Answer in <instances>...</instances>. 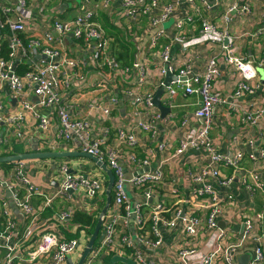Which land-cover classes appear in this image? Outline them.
Returning a JSON list of instances; mask_svg holds the SVG:
<instances>
[{
	"label": "built area",
	"instance_id": "1",
	"mask_svg": "<svg viewBox=\"0 0 264 264\" xmlns=\"http://www.w3.org/2000/svg\"><path fill=\"white\" fill-rule=\"evenodd\" d=\"M33 2L0 0V39L8 44L7 55L0 54V157L19 153L15 147L22 142L24 130L33 124L48 138L55 117L61 141H57L53 148L62 145L65 146L62 150H66L67 144H70L75 151L95 156L112 170L115 176L112 200L93 247L82 264H108L105 257L117 254L131 258L137 264H165L160 256L148 255L144 249L163 247L164 230L177 228L188 239L177 252L182 264H220L222 260L221 264H237L235 256L247 243L253 246L254 256L250 264H264V201L260 210L253 215L236 208L239 214H243V230L235 241H226V233L219 229L218 224L225 210L237 203V196L232 191L222 193L219 188H229L237 181L253 196L264 193V144L249 135L244 140L252 149L249 153L239 148L232 155H225L218 151L211 135L218 108L226 107L230 116L235 114L237 121L243 125L255 126L264 118V105L252 102L251 107L243 111L241 103L242 99L255 94L259 88V65L262 66L263 62L255 63L247 56L238 54V37L229 32L230 14L250 12V4L241 3L240 0H215L213 3L211 0H122L124 17L130 25L140 24L143 16L147 18L145 32L153 46L162 39L170 40L165 43L161 53L157 88L163 86L167 71L177 79L166 88V95L161 96L163 104L171 107L174 96L180 92L183 96L200 97L198 107L182 117L183 125L190 128L180 138L178 146L171 154L154 163L152 157L157 146L148 148L145 155L140 156L136 151L140 145L137 131L145 133L147 140L160 145L163 151L165 147L160 143L156 122L172 115L170 112L162 116L154 101L155 92L141 91L151 81L150 68L140 61L129 66L120 64L111 50V38L96 19L98 12L93 7L84 8L68 19L57 18L41 36L25 38L23 34L28 31L27 23L33 17ZM89 3L90 0H83L85 6ZM223 3V21L218 27L204 14L213 6ZM187 4L190 11L179 15V8ZM44 6L45 2L41 11ZM169 20H174L172 31L166 28ZM196 20L200 23L198 33L191 37L185 35L184 27ZM259 33H264V27ZM70 36L83 48L85 45L91 47L94 60L98 61V65L100 61L102 68L99 72L100 82L93 85L100 84L101 90L110 91L106 95V102L88 100L90 110L99 109L106 123L111 120L114 109L126 98L137 106L131 116V129L122 126L115 129V145L108 143L112 131L109 126L95 131L91 117L79 118L75 113L72 97L77 94L72 95L74 86L80 84L79 94V91L87 90L91 82L87 80V75L79 71V58L71 57L62 47ZM173 42H179L185 51L202 43L220 44L224 62L239 78L232 92L224 94L213 89V83L221 73L215 55L206 60L202 72L185 64L175 73L177 68L171 57ZM24 62H28L29 68L20 71ZM107 67L114 70L112 85H105L103 81L102 70ZM122 73L132 75V86L122 88L118 80ZM189 149L205 151L207 160L198 168L186 170L185 190L175 185V181H165V166ZM246 157L255 163L253 168L243 166ZM49 159L56 161L58 158ZM32 160L0 163V197L3 204L0 213V264H34L40 259H44V264H63L69 255L82 248L81 257L91 234L84 242L81 236L67 238L65 234L53 230V226L40 234H32L34 223L56 198L74 200L81 197L80 202L54 215L57 226H70V229L74 226L70 220L74 221L76 210L92 215L97 221L107 202L109 176L97 162L91 163L90 159H85L93 168L88 172L74 168L65 160L55 162L52 171L55 170L56 177L44 183L46 194L29 173L28 165ZM223 167L231 168V174H223ZM211 178L217 182L216 186ZM52 181L57 182L54 187L50 184ZM164 183L168 184L166 193H162L161 189ZM134 193L141 197L138 202L130 199V194ZM43 195L45 198L41 207L36 208L34 198ZM157 195L160 198L154 203ZM166 197L175 198L174 202H167ZM9 201L30 222L26 231L20 228L11 214ZM90 208L92 212H89ZM77 230V227L72 228V231ZM202 238L203 243L200 242ZM21 246L25 248L23 256L18 255Z\"/></svg>",
	"mask_w": 264,
	"mask_h": 264
},
{
	"label": "crops",
	"instance_id": "2",
	"mask_svg": "<svg viewBox=\"0 0 264 264\" xmlns=\"http://www.w3.org/2000/svg\"><path fill=\"white\" fill-rule=\"evenodd\" d=\"M11 1L13 2L14 0ZM31 1L33 2V0ZM214 1L215 0H211L212 3ZM44 2L45 6L43 11H41V7H43ZM240 2L249 3L251 11L245 13H231L229 32L231 35L238 37L236 39L238 54L247 56L255 63L261 64L263 62L262 66L259 65L261 74L259 88L255 94L246 97L241 101L244 111L251 107L252 102L256 105H264V33H259L261 27H264V0H240ZM224 4L225 3L213 6V8L206 13V15L204 14L205 17L211 20L218 27L222 25L223 20L221 11L223 10L222 8H224ZM87 7H93L97 10L98 15L96 19L102 23L107 35L111 38V50L115 53L117 58L121 54L120 59H118L121 65L129 66L135 61H140L150 68L151 81L149 84L141 88V91H153L157 93V90L159 89L157 88V84L160 78L159 67L161 53L165 43L170 40L162 39L157 45L153 46L149 42L145 32L146 26L148 25L147 18L143 16L140 24L135 25L131 23L130 25V22L124 17L122 0H90V3L87 6L83 4V0H49L48 2L46 0H35L32 3L33 17L30 21H28V31H26L23 35L41 36L51 28L55 19L71 18ZM187 10L190 11L188 4L184 5L183 8L180 7L179 15L185 14V11ZM176 16H178V14ZM172 21L173 22L170 25H166V28L169 31H172L174 28V20ZM199 29L200 23L196 20L194 23L187 24L183 30L185 35L191 37L197 34ZM254 32H257L258 35H252ZM62 47H64V50L71 57L79 58V71L87 75V80L91 82L88 89L79 91V94L78 90L80 89V84L76 83L78 85L74 86L76 92L74 91L72 95H77L73 96L72 100L76 106L75 113L78 115L77 117H91L95 131L97 129L101 130V127L109 126L112 131L110 133L108 143L115 145V129L118 126L126 127L128 130L131 129V116L137 106L126 98L124 101L119 103L116 109H114L111 120L105 123L99 109L90 110L87 104L88 100H92L93 102H100L102 100L106 102V95L110 93L107 89L101 90L102 86H100V84L97 86L93 85L97 84V82H100L101 80V75L99 73L102 69L100 61L98 65V61L93 58L90 46L85 45V48H83L71 36L65 39ZM212 55L218 57L221 71L220 76L213 83V89L217 92L229 94L235 88L239 78L237 75H233L227 64L224 62L220 44L202 43L190 47L186 51L183 50V46L179 42H173L171 47L172 62L175 68H177L175 73H178V69L182 68L185 64L191 65L197 72H202L205 69L206 60ZM131 77L132 75L126 73H122L118 77L122 88L132 84L130 80ZM181 79L183 78L181 77ZM165 95L166 91L163 93L162 97ZM103 96H106V98ZM199 102L200 97L197 95L183 96L182 92L175 95L171 105L172 117H169V115L167 118L156 122L160 132L159 140L160 143L162 142L164 144L165 149L163 151L160 150V145L152 141H148L145 133L137 131L140 137V145L136 148V151L140 154V156H144L147 149L154 145L157 146V148L154 149L156 153L152 157L154 163L160 161V159L166 157L168 154H171L178 146L180 138L190 128L188 125H183L182 117L186 114L192 113L198 107ZM228 112L229 111L226 107L217 109L216 116L214 118L213 130L211 132L214 143L220 153L232 155L239 148L243 149L245 153H249L252 149H250L248 144L244 143V140L249 135L258 140L260 144H264V118L260 119L258 124L255 126L243 125L237 121L235 114L230 116ZM192 125H194L193 122ZM58 132L59 124L55 117L52 120V130L48 135V138L33 124L24 130V135L21 139L22 142L17 144L22 146V151L19 152L17 150V152H32L34 149H37L38 151H67L68 149L75 151L74 146L67 143L66 150H62L65 148V146L62 145L53 148L57 141H61ZM237 139H239L238 143ZM85 159L81 160L77 157L64 159L58 158L56 161L52 159H33L29 163L28 169L29 173L34 176V180L38 182V185L41 187L43 192L48 194L44 187V183H48L51 177H56L55 170L52 171L55 162L60 163V160H65L74 168H80L83 171L88 172L93 168L92 165H90ZM206 160L207 157L205 151L189 149L175 159L171 160L165 166V181L167 183L175 181V185H178L179 188L186 190V188L183 187L186 170L189 168H198ZM254 165L255 163L247 157L243 162V166L245 168H253ZM222 172L225 175H230L232 169L223 167ZM211 182L214 186H216L217 182L215 183L214 178H211ZM167 183H164L161 186V189L163 190L162 193L168 192ZM50 184L54 187L57 182L52 181ZM223 188L219 189L222 193L232 191L237 196V203L235 206H229L225 210L223 216L219 217V229L225 231L227 236L225 237L226 241H235L237 235L239 237L240 231L243 230V214H239L236 208L245 214H255L263 205L264 193L259 192V194L253 196L237 181L234 182L231 187ZM189 194L190 196L193 195L190 191ZM5 196L7 195L5 194ZM44 198V195L36 196L34 198L33 201L36 208L41 207ZM159 198L160 196L157 195L154 199V203H157ZM130 199L132 202H138L141 197L138 193H134L130 194ZM165 199L170 203L174 202L175 198L168 199L166 197ZM80 201L81 197H77L74 200L56 198L51 207L41 212L38 220L35 221L34 226L32 224V234H40L45 230H48L50 226H53V230L58 231L60 234H65L67 238L81 236L83 238V242L88 240L89 235L93 233L95 228V226L92 228V224H85L76 222L75 220H70L71 224L73 223L74 225L72 228H78L75 232L72 231V228L70 229V226H57L56 221L54 220L55 214L67 209L69 205H74ZM2 205V199L0 197V213L2 211ZM9 206L10 212L18 222L20 228L26 231V229L30 226V222L27 217L24 216L22 212L18 211L17 208H13L14 206L10 201ZM78 212L83 213L84 211L76 210L74 212V217ZM89 212H92L91 208ZM200 214L204 215V212L200 211ZM163 236L165 238V245L163 247L157 249H144L145 253L148 255L160 256L165 264H182L177 252L180 246L188 241L187 236L181 232L180 228L164 230ZM200 242L203 243L204 238L200 239ZM0 243L2 244V242ZM3 247L4 246H2V248ZM24 249L25 248H22V246L20 247L18 250L19 256L24 255ZM81 250L82 248L79 249L78 252L69 255L63 264H76L79 260ZM1 252L2 251H0V256H2ZM3 253H5V250H3ZM242 255L249 257L248 262L250 264L254 256L253 246L251 243H247L245 247L240 250L239 254L235 256L237 264H239V258ZM219 262L221 264L223 260ZM34 264H44V259H40L38 263Z\"/></svg>",
	"mask_w": 264,
	"mask_h": 264
},
{
	"label": "water",
	"instance_id": "3",
	"mask_svg": "<svg viewBox=\"0 0 264 264\" xmlns=\"http://www.w3.org/2000/svg\"><path fill=\"white\" fill-rule=\"evenodd\" d=\"M0 34H1V28H0ZM177 76L172 74L171 72L167 71L165 79H164V84L161 88L157 90V93L155 95V104L157 107L161 110L162 116L165 117L168 113L171 112V107L165 106L163 102L161 101V96L165 92L166 88L171 85V82L173 80H176ZM15 102V100H14ZM70 157H85L87 159L91 160V163L97 162L108 174L109 176V183H108V188H107V202L105 206L103 207L99 218L96 222L95 228L93 233L90 236V239L84 248L81 257L79 258L78 262L76 264H82L84 259L86 258L87 254L91 251L93 244L98 236V233L100 231V228L102 226L104 217L107 213V209L111 203L112 200V187L115 181V176L112 172V170L108 169L106 164L98 161V159L83 151H38L37 149H34L32 152H24V153H17L9 156H3L0 157V163H6V162H16L19 160H28V159H49V158H70ZM220 189V188H219ZM249 257L246 255H242L239 258V264H249ZM117 262H123L125 264H137L134 260L131 258L121 256V255H114L111 257L110 261L108 264H116Z\"/></svg>",
	"mask_w": 264,
	"mask_h": 264
},
{
	"label": "trees",
	"instance_id": "4",
	"mask_svg": "<svg viewBox=\"0 0 264 264\" xmlns=\"http://www.w3.org/2000/svg\"><path fill=\"white\" fill-rule=\"evenodd\" d=\"M31 36H26L25 38H29ZM0 45H1V53L3 55H7L8 53V44L6 41H4L2 38L0 39ZM120 56L118 57V59H120ZM29 68V64L28 62H24V64L22 65L20 71H25L26 69ZM19 71V69H18ZM102 75H103V81L105 83V85H112V81L114 79V70L112 68H105L104 70H102ZM6 166H8L9 164H5ZM74 220L76 222H80V223H85V224H92V228H94L95 224H96V219H94V217L92 215L86 214V213H81L78 212L75 217Z\"/></svg>",
	"mask_w": 264,
	"mask_h": 264
},
{
	"label": "rangeland",
	"instance_id": "5",
	"mask_svg": "<svg viewBox=\"0 0 264 264\" xmlns=\"http://www.w3.org/2000/svg\"><path fill=\"white\" fill-rule=\"evenodd\" d=\"M172 22H173L172 20H169V21L166 23V25L168 26V25H170ZM5 32H6V29H5ZM15 148H16V151H17V150H18L19 152L22 151V146H21V145H17ZM77 158H79V159H81V160H82V159H85L84 157H77ZM100 257H102V254H101ZM110 259H111V257H110V258H109V257H105V262H106V263H109Z\"/></svg>",
	"mask_w": 264,
	"mask_h": 264
}]
</instances>
